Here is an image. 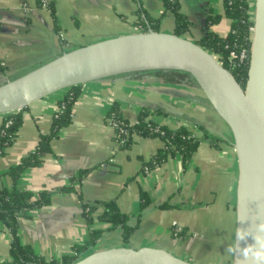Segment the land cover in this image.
Listing matches in <instances>:
<instances>
[{"label":"crops","instance_id":"obj_1","mask_svg":"<svg viewBox=\"0 0 264 264\" xmlns=\"http://www.w3.org/2000/svg\"><path fill=\"white\" fill-rule=\"evenodd\" d=\"M179 2L190 21L183 36L194 41L202 36L210 10L221 15L211 29L220 36L229 32L224 0ZM148 26L175 32L174 13L165 11L163 0H0V58L6 66L0 72V84L83 42ZM65 93L58 91L18 110L22 123L13 142L0 152V191L13 188L9 169L50 132ZM115 103L132 123L143 108L158 111L150 115L156 123L170 129L185 126L198 136L207 131L220 137L218 147L204 140L188 160L180 154L168 155L164 162L147 169L164 141L134 135L128 147L121 146L107 117ZM71 113L70 122L51 140V151L42 163L25 169L19 177L20 189L36 196L52 192L47 203L17 218L22 245H29L47 261L62 262L64 256L73 254L74 245L87 240L94 226L104 232L89 252L121 245L177 251L194 234L197 242L210 243L216 229L214 219L220 212L225 214L224 222H229V242L234 239L238 167L232 135L190 74L142 71L81 84ZM2 120L0 114V127ZM64 187L71 189L60 190ZM110 199L130 215L128 224L135 228L126 244L121 228L110 229L109 223L99 222L90 225L83 217L84 204ZM12 240L11 231L0 222V264L13 261ZM193 241L187 243L195 247ZM190 246L187 250L191 251ZM183 257L193 260L187 254ZM232 258L225 252L222 264H232Z\"/></svg>","mask_w":264,"mask_h":264},{"label":"water","instance_id":"obj_2","mask_svg":"<svg viewBox=\"0 0 264 264\" xmlns=\"http://www.w3.org/2000/svg\"><path fill=\"white\" fill-rule=\"evenodd\" d=\"M245 86L215 54L175 32L138 30L78 46L0 84V114L18 111L69 87L121 74L177 70L190 74L228 126L237 158L236 227L264 220V0H254ZM253 236L241 242L252 243ZM240 254L232 264H240ZM69 264H195L158 246H112Z\"/></svg>","mask_w":264,"mask_h":264},{"label":"trees","instance_id":"obj_3","mask_svg":"<svg viewBox=\"0 0 264 264\" xmlns=\"http://www.w3.org/2000/svg\"><path fill=\"white\" fill-rule=\"evenodd\" d=\"M163 3L165 11L174 13L176 19L175 33L182 35L187 31L190 21L186 14L181 11L179 0H163ZM253 9L252 0H224V14L231 22L227 35L220 36L211 29V25L218 22L221 15L215 14L213 10H210L204 34L196 39L197 43L215 54L224 66L232 71L235 78L243 86L246 83L249 64L233 66L228 63L227 58L232 50L239 51L243 47H250V37L253 28ZM5 70L6 66L0 58V72ZM80 87L81 84L66 89L64 97L59 101V110L55 115L50 132L43 134L35 150L25 155L17 165L12 166L8 171L14 185L12 189L4 188L0 191V222L7 226L13 235L11 242L13 261L9 264H69L81 254L89 253V249L103 235L104 230L102 228L93 226L90 229L87 240L83 244L74 245L72 247L73 254L64 256L62 262L45 260L43 257L37 255L29 245H22L18 238L17 218L26 210L47 203L52 193L51 191H43L36 196L33 192L20 189L17 186L19 177L25 169L40 165L45 155L51 151V140L71 120L72 106L80 93ZM155 113L159 112L143 108L139 111L137 121L132 123L123 116L119 104L115 103L107 114V117L114 115L127 131L122 134V137L115 134L117 141L123 147H128L131 144L134 135L161 137L163 139V149L146 164L147 169L148 167L151 168L161 164L166 160L168 155L180 154L184 160H188L196 151L199 143L204 140H210L214 146L218 147L219 136L214 134L209 135L207 131L198 136L185 126H180L176 129L167 128L159 125L151 118L150 115ZM21 123L22 116L19 111L3 114L2 125L0 127V152L13 142ZM122 138L124 140L121 142ZM83 173L85 172H80V174ZM69 189L71 187L60 188V190ZM83 217L90 225L99 222L109 223L111 225L110 229L121 228L122 238L125 241L128 240L130 234L135 229L128 224L130 215L119 209L115 199L98 201L94 204H84ZM179 234L184 235L185 231Z\"/></svg>","mask_w":264,"mask_h":264},{"label":"rangeland","instance_id":"obj_4","mask_svg":"<svg viewBox=\"0 0 264 264\" xmlns=\"http://www.w3.org/2000/svg\"><path fill=\"white\" fill-rule=\"evenodd\" d=\"M252 4L254 6V0H252ZM253 11H254V9H253ZM141 19H143V14H141ZM146 20L147 19H145V23L147 25L148 20L147 21ZM102 31H107V30L103 29ZM109 31H110V29H109ZM113 33H118V32H116V30H115ZM184 35H187V34H184ZM85 43H87V42H83L81 44L86 45ZM159 125H161V124H159ZM224 216H225V214L224 213L221 214V212L218 215H216V218L214 219V221H215L214 224H216V229H215V231L213 230V232L211 233L213 240L210 243H206V242L202 243V241L197 242L196 237H195L197 235L194 234L192 236L190 235L191 238H189L186 242H184L183 245L179 249H177V251L172 250V252L175 255H178L181 257H183V255H186V254L189 255V257L193 259L192 261L195 264H222L223 259H224V255L226 252V248H227L228 243H229V236L228 235H229V231H230L229 226H227V224L229 222L228 221H226V223L224 222L225 221V219L223 218ZM221 218H222V220H221ZM179 229H181V228L178 227L176 230H179ZM176 230H173V234L176 232ZM224 231H225V233H224ZM192 237H194V238H192ZM148 239L151 240L150 238H148ZM193 240H195V241H193ZM192 241L195 242L194 243L195 247L190 246V244L187 243V242H190L192 244ZM124 244H126V241L124 242ZM224 245H225V247H224ZM189 246H190V249H192L191 251L187 250ZM182 251H184V252H182ZM185 252H186V254H185Z\"/></svg>","mask_w":264,"mask_h":264},{"label":"clouds","instance_id":"obj_5","mask_svg":"<svg viewBox=\"0 0 264 264\" xmlns=\"http://www.w3.org/2000/svg\"><path fill=\"white\" fill-rule=\"evenodd\" d=\"M253 236L252 243L241 247V242ZM226 253L237 259L240 254V264H264V220L252 224L248 229L236 227L234 239L229 242Z\"/></svg>","mask_w":264,"mask_h":264},{"label":"built area","instance_id":"obj_6","mask_svg":"<svg viewBox=\"0 0 264 264\" xmlns=\"http://www.w3.org/2000/svg\"><path fill=\"white\" fill-rule=\"evenodd\" d=\"M42 1L43 3H46L47 0H42ZM251 38L252 35L250 37V41ZM250 47H243L239 51L232 50L227 58L228 63L233 66H241V65L249 64ZM108 122L114 128L115 134H118L119 136L121 135L120 137H122V134L127 132L123 124L114 115L108 117ZM123 140L124 138H122L120 141L122 142ZM178 231H182V230L180 229Z\"/></svg>","mask_w":264,"mask_h":264}]
</instances>
